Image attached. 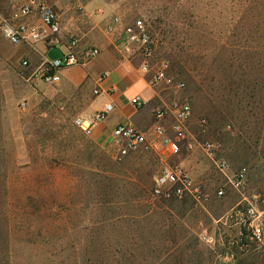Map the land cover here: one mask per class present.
I'll list each match as a JSON object with an SVG mask.
<instances>
[{"label": "rangeland", "instance_id": "374dc122", "mask_svg": "<svg viewBox=\"0 0 264 264\" xmlns=\"http://www.w3.org/2000/svg\"><path fill=\"white\" fill-rule=\"evenodd\" d=\"M29 1L0 0V18ZM32 1L57 10L77 51L102 39L113 16L143 20L151 64L169 66L159 84L167 107L188 103L191 114L177 155L98 144L74 123L91 87L42 82L36 45L0 36V264H264V244L229 218L264 192V0ZM160 123L175 136L171 115ZM173 166L200 184L198 197L152 194L154 175ZM239 172L235 188L228 177Z\"/></svg>", "mask_w": 264, "mask_h": 264}, {"label": "built area", "instance_id": "2783aa9c", "mask_svg": "<svg viewBox=\"0 0 264 264\" xmlns=\"http://www.w3.org/2000/svg\"><path fill=\"white\" fill-rule=\"evenodd\" d=\"M61 32V21L57 10L48 4L29 2L21 4L13 17L8 19L0 18V36L14 46H34L39 42L50 38V43L60 48L57 36ZM104 32L115 41V48L118 53L126 58L128 62L140 61V70L143 74L150 76L151 86H157L163 82L169 83V66L167 63L152 65L150 59L155 51V42L149 28L143 20L139 18L127 21L118 16H113L105 26ZM99 54L96 46H89L82 51H77L75 43L66 42V51L54 59H48L43 55L39 77L40 80L49 85L58 84L61 81V72L64 69L74 66L85 68ZM23 66H28L26 60ZM183 84H178L181 88ZM115 88H110L109 92L114 93ZM94 95L99 91L95 89ZM131 104L140 107L144 102L135 97L131 99ZM114 110L111 102L104 104L99 111L88 115L79 116L74 121L75 125L88 137L97 124L103 122ZM191 108L188 103H183L175 109L167 110L160 108L155 111V126L152 135L139 132L127 123L116 125L111 131V137L120 142L123 151H134L140 147L148 146L154 150L163 149L171 155L180 152V140L183 124L188 120ZM168 115L172 116L171 137L167 129L160 122H164ZM204 150L210 151L214 145L205 142L202 145ZM190 144L187 149H191ZM224 168V164L218 167ZM222 172L223 169H220ZM245 176L242 172L234 174L228 181L232 186L238 188L244 183ZM151 192L154 196H175L181 198L189 195L193 198L200 195V184L196 183L186 170L180 166L163 167L153 177ZM218 198L224 196V190L218 189L215 192ZM234 224L244 228L247 237L256 244H264V192L253 194L250 199L244 198L235 206L229 215ZM200 241L211 247L214 245V238L207 234H202Z\"/></svg>", "mask_w": 264, "mask_h": 264}, {"label": "crops", "instance_id": "0c3cea01", "mask_svg": "<svg viewBox=\"0 0 264 264\" xmlns=\"http://www.w3.org/2000/svg\"><path fill=\"white\" fill-rule=\"evenodd\" d=\"M57 39L61 43L60 49H58V55L52 59L66 51L68 41L66 34L61 31ZM92 46L99 49V54L84 69L74 66L61 72L62 81L91 87L92 95L85 109L87 115L99 111L106 103L111 102L114 106L113 112L96 125L89 138L98 144H103L113 139L111 131L121 123H127L141 133L152 135L156 124L155 111L160 108L171 110L167 107L169 104L159 85L151 86L150 76L143 74L140 70V61L128 62L118 53L115 41L106 33ZM54 47L56 45L50 43V38L36 44V50L42 56H46L45 53ZM92 65L95 68H92ZM110 88H115L116 91L111 93ZM95 89L99 91L98 95L93 94ZM135 97H139L144 104L140 107L132 105L131 99Z\"/></svg>", "mask_w": 264, "mask_h": 264}]
</instances>
